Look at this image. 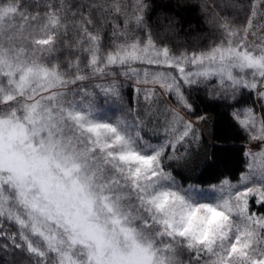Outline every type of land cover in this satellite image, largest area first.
<instances>
[{
	"label": "snow or ice",
	"instance_id": "snow-or-ice-1",
	"mask_svg": "<svg viewBox=\"0 0 264 264\" xmlns=\"http://www.w3.org/2000/svg\"><path fill=\"white\" fill-rule=\"evenodd\" d=\"M192 9L208 31L190 40L181 13ZM262 10L264 0H0V250L27 264H264ZM129 85L149 120L163 118L157 143ZM201 100L259 144L236 183L185 186L169 167L203 142Z\"/></svg>",
	"mask_w": 264,
	"mask_h": 264
},
{
	"label": "trees",
	"instance_id": "trees-1",
	"mask_svg": "<svg viewBox=\"0 0 264 264\" xmlns=\"http://www.w3.org/2000/svg\"><path fill=\"white\" fill-rule=\"evenodd\" d=\"M158 2L164 5L170 3L171 0H158ZM181 14L185 15L188 24L194 29H197L189 37L190 40L198 35L204 36L208 31L207 27L201 22L202 18L197 16L195 9L187 13L182 12ZM203 44H207L206 39L203 41ZM134 97L135 89L129 85L125 89V98L129 101L130 106L135 108ZM254 99V93L249 95L245 92L240 98V104L251 106ZM170 102L172 101L170 100ZM198 104L201 110H206L209 120V138L205 145L206 154L193 168L171 167L170 169L178 180L188 178L182 181L185 186L188 183H194L198 186L208 187L213 183H217L221 175H229L232 177V182L236 181L239 178L240 172L243 170V152L245 151L248 138L231 122L228 116V109L222 105L212 104L203 100L198 101ZM256 107L259 110V106L257 105ZM213 144L218 146L216 149L218 159L214 163H209V154L213 151L211 147ZM258 211H264V209H258ZM5 227H11L12 231L16 230L14 225L6 224ZM0 243H3V241H0ZM1 259H4L5 262L8 261L10 264H27L24 257L19 253L13 255L11 251L4 252L0 250ZM0 264H2L1 261Z\"/></svg>",
	"mask_w": 264,
	"mask_h": 264
},
{
	"label": "rangeland",
	"instance_id": "rangeland-1",
	"mask_svg": "<svg viewBox=\"0 0 264 264\" xmlns=\"http://www.w3.org/2000/svg\"><path fill=\"white\" fill-rule=\"evenodd\" d=\"M264 11V10H262ZM264 22V17H259L257 19V23H262ZM159 99L156 102L157 104L160 105V107L162 108L165 105H169L171 104L170 100L168 99V97L164 96L162 93L159 94ZM134 106L135 108H138V115L140 116L141 119H144L147 122V134L149 137H152L153 131H155L157 133L156 137L152 139L153 143H157L159 140L163 139V135H162V123H163V118L161 117L160 122L158 123L155 117V114H152V119L149 120L148 119V114H149V109H148V104L147 102H145L143 96L141 95L139 97V101L137 103V95H136V91H135V97H134ZM153 107H155V105H153ZM199 127L202 130V140L203 142L198 146H194L193 150L189 156V158L187 159V161H181L179 163L177 162H172L169 167L173 168H193L194 166H196L198 164V162H200L202 160V158L204 157V155L206 154V142L209 138V120H207L206 122H204L202 125H199ZM259 144L255 141L253 142H247L245 149L246 148H251L253 151L258 150ZM181 151H183V149H181ZM239 179V178H238ZM238 179L236 181H233V183H236L238 181ZM2 264H10L8 261L5 262L4 259L0 260Z\"/></svg>",
	"mask_w": 264,
	"mask_h": 264
}]
</instances>
